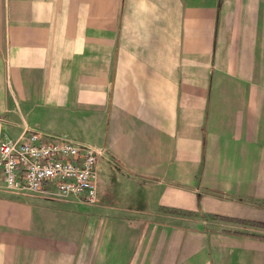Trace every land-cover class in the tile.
Segmentation results:
<instances>
[{
  "label": "crops",
  "instance_id": "obj_1",
  "mask_svg": "<svg viewBox=\"0 0 264 264\" xmlns=\"http://www.w3.org/2000/svg\"><path fill=\"white\" fill-rule=\"evenodd\" d=\"M24 129L104 155L91 203L0 175V264H264V0H0Z\"/></svg>",
  "mask_w": 264,
  "mask_h": 264
},
{
  "label": "built area",
  "instance_id": "obj_2",
  "mask_svg": "<svg viewBox=\"0 0 264 264\" xmlns=\"http://www.w3.org/2000/svg\"><path fill=\"white\" fill-rule=\"evenodd\" d=\"M103 155L102 146L79 142L66 133L46 138L37 130H21L14 137L0 139L2 189L91 203L95 199L94 163Z\"/></svg>",
  "mask_w": 264,
  "mask_h": 264
},
{
  "label": "rangeland",
  "instance_id": "obj_3",
  "mask_svg": "<svg viewBox=\"0 0 264 264\" xmlns=\"http://www.w3.org/2000/svg\"><path fill=\"white\" fill-rule=\"evenodd\" d=\"M183 214V213H182ZM183 215L185 216H192L194 219H196L197 223L199 225L203 224V223H207V219L206 218H203V216L199 215V214H187V213H184ZM202 220V221H201Z\"/></svg>",
  "mask_w": 264,
  "mask_h": 264
}]
</instances>
